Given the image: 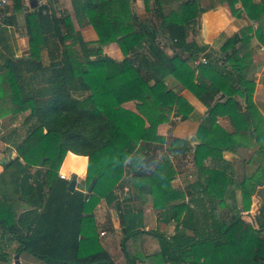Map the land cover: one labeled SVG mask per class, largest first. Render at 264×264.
<instances>
[{"label": "trees", "instance_id": "obj_1", "mask_svg": "<svg viewBox=\"0 0 264 264\" xmlns=\"http://www.w3.org/2000/svg\"><path fill=\"white\" fill-rule=\"evenodd\" d=\"M70 2L78 25L83 26L84 19L95 31L94 42L83 40L56 0H49L44 8L28 9L29 49L24 57L10 53L0 27V117L9 114L12 121L29 109L32 123L21 140L9 136L4 140L8 144L4 152L14 150L16 158L1 165L0 243L16 240V254L27 252L45 264H114L99 244L94 210L100 200L118 207L120 196L126 198L128 186L137 180V196L143 201L152 197L157 220L178 223L166 238L145 229L139 211H120L119 246L126 264H264V210L255 226L237 217L239 211L222 223L213 216L212 207L197 197L200 192L194 191L192 182L193 192L179 218L178 204L167 205L177 193L171 182L174 165L159 144H152L164 141L157 127L169 121L172 111L185 118L191 110L169 86V78L207 105L211 120L219 115L237 117L236 110L230 112L232 104L235 108L232 96H240L245 131H259L256 117L261 116L251 93L238 86L240 74L188 39L190 23L203 10L194 15V9L187 7L183 23H176L165 20L158 0H144L153 23L139 20L128 0ZM22 5V0H12L0 11L11 8L12 22ZM228 5L233 11V1ZM245 31L235 34L229 44L242 41ZM256 35L262 40L264 30ZM111 43L118 44L122 60L103 54L102 48ZM200 56L207 63L193 66ZM220 94L226 97L223 102ZM129 101L136 112L123 108ZM187 144L188 140L172 139L166 150L185 155L191 153ZM231 144L229 136L224 142L196 145L192 160L198 173L209 175L203 160L233 151ZM68 152L87 157L86 187L96 179L92 192L75 205L64 200L69 181L59 177ZM70 159L73 165L82 162L77 170L82 176L85 159ZM261 178L246 177L240 191L252 195ZM81 187L79 180L70 201L80 199ZM201 187V193L217 196ZM249 208L246 204L245 210ZM0 260L12 264L7 254H0Z\"/></svg>", "mask_w": 264, "mask_h": 264}, {"label": "crops", "instance_id": "obj_2", "mask_svg": "<svg viewBox=\"0 0 264 264\" xmlns=\"http://www.w3.org/2000/svg\"><path fill=\"white\" fill-rule=\"evenodd\" d=\"M56 1L60 6L59 10L65 9L66 13L69 14L74 30L79 31L84 41L94 42L97 40L95 31L90 25H85L84 19L81 20L83 26L80 27L78 25L70 0ZM228 1H233V11H231ZM128 2L139 20L151 19V15L145 11L144 0H128ZM158 2L165 20L176 23H183V10L187 9V7L194 9V15L197 13V9L203 10L198 17H195V21L190 23L188 39L194 40L197 44L203 46L206 53H214L216 58L221 60V63H227L233 71L240 74L238 86L251 93L252 101L261 119L256 117L259 131L253 134L247 133L245 131L247 124L241 118L244 110L243 100L240 96H232L235 108L234 104H232L233 109L230 112L234 113V110H236L237 117L234 115H232V118L231 115L230 117L219 115L211 120L210 108L203 104L194 94L180 88L173 79L169 78L167 80L169 86L173 87L176 94L183 98L186 104L191 107V110L185 118L181 114L174 115L172 111L169 121L157 127V135L162 137L164 141L152 144H159L164 154L169 156L167 157L170 161L176 160L178 162L176 164L179 166L173 164L177 171L176 174H178V169L182 170L183 173L175 176V180L171 182L174 188L184 191L187 203L188 196H190L189 192H193L190 189L191 183L195 182L194 191L200 192L197 197L203 199L204 204L212 207L213 216L217 220L226 224L231 220L233 213L239 211L237 217H240V214L251 215L256 224V219L261 217L264 210V36L260 40L256 35V31L264 30V0H158ZM22 4V10L15 13L12 22L10 17L12 14L11 8L8 11H4V13L0 11V27L3 30L10 53L16 58L27 55L29 49L25 21L29 12L28 9L31 8L30 3L28 8L24 1ZM151 20L155 23L153 18ZM242 30H246L243 36L244 40L242 39L236 45L231 46L229 44L230 39ZM164 50L168 55L171 54V49L168 46ZM102 52L116 61L123 59V54L117 43L104 46ZM43 60H45L44 57ZM225 98L224 94L219 95L221 102ZM122 106L127 110L136 112L133 101L126 102ZM203 127L204 129L202 130L201 128ZM229 136H231V145L235 146L233 151H223L220 157H207L203 160L204 167L209 169V175H200L195 166H193L191 171H184V167H188L186 166L188 162L193 161L192 153L196 145L200 143L213 145L216 142H224L225 138ZM166 138L169 140H188L187 147L190 148L191 153H186L185 155L183 153L170 154L166 147L170 145L171 140L168 142ZM166 142L168 143L165 147ZM5 154L7 153H2V159L6 157ZM71 156L85 159L82 176L78 175L77 171L72 168L69 171H64L61 167L59 169V176L64 175V180L69 181L73 175L76 176L74 190H67L66 194L63 195L66 202L75 205L81 201V198L74 202L75 200L68 201V197L74 195L73 193L79 180L82 183V187L79 190L84 193L88 159L87 157L68 152L63 161L68 160L71 162ZM1 171L2 167L0 165ZM246 177L257 179L263 177L261 178V185H257L254 193L250 196L247 193L243 194L239 188ZM201 184L208 188L211 193L217 194V196L212 198L201 193L203 190ZM133 185L128 186L130 190L125 194L126 198L123 199L120 196L121 204L118 207L116 205L108 206L103 200H100L94 210V221L97 227L99 244L111 255L114 264H126L119 246L121 238L119 227L120 211L125 210V208L134 212L139 211L143 219L144 228L154 230L166 238L174 233L178 223L176 219L170 222L158 221L159 211L155 208L152 197L148 196L143 201L142 198L137 196V180H133ZM128 187L126 186L124 190H127L126 188ZM75 199L77 198L75 197ZM246 204H250V208L247 211L245 210ZM220 211H222L221 217ZM178 213L180 218L183 216L184 210L180 211L178 208ZM241 219L251 223L247 216H243ZM151 224L154 227H149ZM14 241L16 242V240H11L0 243L2 252L12 256V264L16 254V243ZM17 254L19 255L20 264H23L21 258V256L23 257V252ZM24 256L25 258H30L33 264H45L36 257V261L33 262L32 258L34 256L32 257L27 252H25Z\"/></svg>", "mask_w": 264, "mask_h": 264}, {"label": "rangeland", "instance_id": "obj_3", "mask_svg": "<svg viewBox=\"0 0 264 264\" xmlns=\"http://www.w3.org/2000/svg\"><path fill=\"white\" fill-rule=\"evenodd\" d=\"M22 2H23V0H22ZM11 4H12V0H11ZM8 8H6V10H8ZM42 56L45 58V60H43L44 65H47L48 64V61H47V57H46L45 51H43ZM29 116H30L29 115V109H25V110L21 111L18 115H16V117H14V118L12 117V121H9L11 119V115H9V114H7V115H5L3 117H0V120H1L0 121V160L2 159L1 158L2 153L8 147V144L4 141L5 140V137H8L9 136L10 139L13 140V141L21 140L22 138H24L25 133L27 132L28 129H30V127L32 125V123L29 122ZM166 139H168V138H166ZM170 140L168 139V142ZM168 142L165 143V147L167 146V143ZM4 153H6V152H4ZM166 156H168V155H166ZM171 162H172V164H175L176 166H179V165L176 164V163H178L176 160H173ZM73 163L72 162H69L68 160L63 161V163L61 165V169L64 170V171L71 170V167H75L76 168V171L81 169V167H82V162L81 161L80 162L78 161L76 163V165H73ZM186 166H188V167H186V168L184 167V171L185 170L186 171H189V170L191 171L193 169V166H194L193 161L188 162V165H186ZM176 173H177V171H176ZM182 173H183V171L180 170V169H178V174H176L175 176H179ZM174 178H176V177H174ZM174 178H173V180H175ZM85 181H86V175H85L84 182ZM86 188H84V190ZM174 191L175 192L177 191V193L174 194V197L175 198H174V200L169 201L167 205L178 204L179 210L180 211H183V207L187 203V197L185 196V193H184V191L182 189H174ZM80 192H81V194H80L81 197L80 198H81V200H83L84 193L81 190H80ZM68 201H70V200L68 199ZM138 201H139V198H138ZM74 202H76V201H74ZM221 212L222 211H220V217H221ZM152 224L149 227H154V225H152ZM16 246H17V243H16ZM0 252H2L1 246H0ZM2 253L5 254L4 252H2ZM2 253H0V254H2ZM22 255H23V257L21 256V258L23 260V264H33L30 258H25V256H24L25 255V252H23ZM32 257H33V255H32ZM8 259H9V261L12 262V256L11 255H8ZM32 260H34L33 262L36 261L35 256L32 258ZM0 264H6V263H5V261H1L0 260Z\"/></svg>", "mask_w": 264, "mask_h": 264}, {"label": "water", "instance_id": "obj_4", "mask_svg": "<svg viewBox=\"0 0 264 264\" xmlns=\"http://www.w3.org/2000/svg\"><path fill=\"white\" fill-rule=\"evenodd\" d=\"M36 7V3L34 1L30 2V8H35ZM16 158V153L14 150H10L7 154L6 157L0 160V165H2L3 163L9 162L13 159ZM96 179L93 178L92 181L90 182V184L87 187V192L91 193L92 192V188L95 184ZM75 179L71 178L69 180V184H68V190L69 191H73L74 190V186H75ZM243 216H247L249 217L251 223L253 226H255V223L253 221V217L251 215H245V214H240V218H242ZM13 264H20L19 262V255L15 254L14 258H13Z\"/></svg>", "mask_w": 264, "mask_h": 264}, {"label": "built area", "instance_id": "obj_5", "mask_svg": "<svg viewBox=\"0 0 264 264\" xmlns=\"http://www.w3.org/2000/svg\"><path fill=\"white\" fill-rule=\"evenodd\" d=\"M24 3L26 4V7L28 8L29 7V3L31 1H34L36 3V7L38 8H44V7H47L48 6V0H23ZM11 5V0H0V9H3L4 7L6 6H10ZM45 11H43L44 13ZM207 63V60L204 56H200L198 59L194 60L192 62V65L193 66H198L199 64H206ZM61 179H64L65 176L64 175H60L59 176ZM87 194H89V192H87V189L84 190V196L86 197ZM103 234V233H101Z\"/></svg>", "mask_w": 264, "mask_h": 264}]
</instances>
